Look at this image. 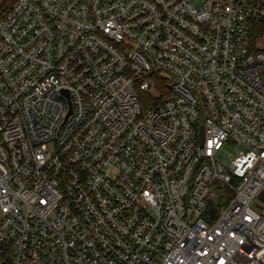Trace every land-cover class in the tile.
Here are the masks:
<instances>
[{
	"label": "built area",
	"instance_id": "2783aa9c",
	"mask_svg": "<svg viewBox=\"0 0 264 264\" xmlns=\"http://www.w3.org/2000/svg\"><path fill=\"white\" fill-rule=\"evenodd\" d=\"M263 192L264 0L0 9V264H264Z\"/></svg>",
	"mask_w": 264,
	"mask_h": 264
},
{
	"label": "trees",
	"instance_id": "16d2710c",
	"mask_svg": "<svg viewBox=\"0 0 264 264\" xmlns=\"http://www.w3.org/2000/svg\"><path fill=\"white\" fill-rule=\"evenodd\" d=\"M14 0H0V9L7 11ZM167 78L162 76L157 81L158 89L167 87ZM155 97V96H154ZM157 96L156 98H158ZM233 197V191L223 183H218L216 186V197L211 200L209 204V220L213 221L215 217L220 213L221 209L231 200ZM264 200V192L261 195Z\"/></svg>",
	"mask_w": 264,
	"mask_h": 264
},
{
	"label": "rangeland",
	"instance_id": "374dc122",
	"mask_svg": "<svg viewBox=\"0 0 264 264\" xmlns=\"http://www.w3.org/2000/svg\"><path fill=\"white\" fill-rule=\"evenodd\" d=\"M159 94L158 93H154L153 96L157 97ZM243 146L238 147L237 145H230V144H226L223 149L221 150V157L226 160V161H230V158H233L236 153L242 149Z\"/></svg>",
	"mask_w": 264,
	"mask_h": 264
},
{
	"label": "water",
	"instance_id": "95a60500",
	"mask_svg": "<svg viewBox=\"0 0 264 264\" xmlns=\"http://www.w3.org/2000/svg\"><path fill=\"white\" fill-rule=\"evenodd\" d=\"M201 142H203V134H202Z\"/></svg>",
	"mask_w": 264,
	"mask_h": 264
}]
</instances>
